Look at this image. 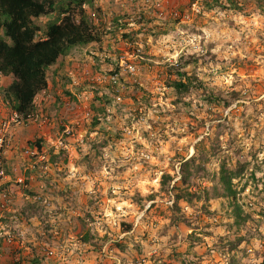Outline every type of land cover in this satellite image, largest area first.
Returning a JSON list of instances; mask_svg holds the SVG:
<instances>
[{"label": "clouds", "instance_id": "obj_1", "mask_svg": "<svg viewBox=\"0 0 264 264\" xmlns=\"http://www.w3.org/2000/svg\"><path fill=\"white\" fill-rule=\"evenodd\" d=\"M40 3L0 50V264H264V0Z\"/></svg>", "mask_w": 264, "mask_h": 264}, {"label": "trees", "instance_id": "obj_2", "mask_svg": "<svg viewBox=\"0 0 264 264\" xmlns=\"http://www.w3.org/2000/svg\"><path fill=\"white\" fill-rule=\"evenodd\" d=\"M75 3L76 0H71ZM45 4H51L52 0H44ZM28 11L43 12L44 7L40 0H0V50L5 48V41L8 43H15L16 49L14 51L23 52L22 40L25 34H21V28L24 27L26 21V13ZM64 11L63 8L60 10ZM66 24L69 22L66 20Z\"/></svg>", "mask_w": 264, "mask_h": 264}, {"label": "rangeland", "instance_id": "obj_3", "mask_svg": "<svg viewBox=\"0 0 264 264\" xmlns=\"http://www.w3.org/2000/svg\"><path fill=\"white\" fill-rule=\"evenodd\" d=\"M21 264H22V262H21Z\"/></svg>", "mask_w": 264, "mask_h": 264}]
</instances>
